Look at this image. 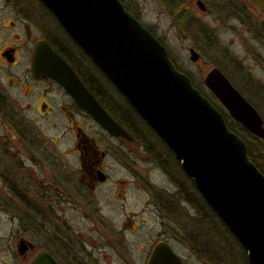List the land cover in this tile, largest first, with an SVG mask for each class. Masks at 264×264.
Instances as JSON below:
<instances>
[{"label":"flooded vegetation","instance_id":"flooded-vegetation-1","mask_svg":"<svg viewBox=\"0 0 264 264\" xmlns=\"http://www.w3.org/2000/svg\"><path fill=\"white\" fill-rule=\"evenodd\" d=\"M45 12L70 48L61 46L58 51L50 40L62 44L52 36L32 43L30 33L25 36L28 39L13 37V45L0 47V202L27 203L37 215H44L47 225L57 226L62 249L58 254L44 251L60 264H150L161 245L174 251L184 264H210L205 259L209 256L206 233L189 225L192 181L175 155L166 147L171 171L165 169V158L158 159L163 175L171 178L176 171L181 175L176 176L179 182L171 181L173 190L160 187L153 191L154 186L149 188L144 179H136L138 172L130 180L127 151L129 145L144 149L148 126L128 101L109 85L117 98L109 100V105L117 116L106 110L133 140L111 135L62 85L34 68L36 47L47 41L97 98V67L54 16ZM15 24L0 21V32ZM75 213L90 223L79 233L68 217ZM145 215L151 216L155 226L146 225ZM25 241L28 249L24 253L16 245L21 256L36 250Z\"/></svg>","mask_w":264,"mask_h":264},{"label":"water","instance_id":"water-1","mask_svg":"<svg viewBox=\"0 0 264 264\" xmlns=\"http://www.w3.org/2000/svg\"><path fill=\"white\" fill-rule=\"evenodd\" d=\"M39 1L180 161L205 202L247 252L248 264H264V174L224 115L177 68L166 45L120 0ZM197 6L208 11L202 0ZM190 52L191 60L198 62V52ZM34 68L62 85L111 135L133 140L47 41L36 47ZM204 84L235 121L264 141L261 114L219 68L205 75ZM27 249L21 241L19 251ZM30 264L60 263L42 250ZM150 264L184 263L161 245Z\"/></svg>","mask_w":264,"mask_h":264},{"label":"rangeland","instance_id":"rangeland-1","mask_svg":"<svg viewBox=\"0 0 264 264\" xmlns=\"http://www.w3.org/2000/svg\"><path fill=\"white\" fill-rule=\"evenodd\" d=\"M167 1L169 0L123 2L129 11L139 17L137 19L141 23L152 28L156 36L164 41L171 58L181 69L204 84L205 75L212 68H219L264 119V12L256 0H203L208 8L207 12L197 6V0H182L190 8L193 22L192 27L188 26L184 30L177 27ZM0 8L2 23L16 22L15 28L0 32V47L13 45V37L14 40L17 37L24 40L29 33L28 38L32 43L41 37L52 36L61 44H69L57 23L45 12L47 10L38 0H0ZM239 14L245 15L246 21H251L243 22L238 18ZM26 25L30 26V30L26 29ZM191 49L200 55L198 62L191 60ZM95 75L107 91L114 93V89L102 75L99 76L96 72ZM204 87L208 91L205 84ZM147 129L145 128L144 149L129 145L126 162L130 168V180L135 175L134 172H138V178H135L140 182L144 179L149 188L154 186L153 191L160 187L173 190L171 181L179 182L177 178L181 175L178 171L171 178L163 175L158 159L165 158V169L171 171L166 146ZM123 176L128 178L125 174ZM27 205L17 201L0 202V264H30L35 252L39 250L45 249L58 254L62 249L57 240V226L47 225L44 215H37ZM200 208L201 205L190 207L189 225L194 230L206 233L205 241L209 245L208 249L213 252L216 263L245 264L243 253L232 235L225 231L218 217L208 210L200 212ZM68 217L77 233L90 224L79 213L69 214ZM150 217L145 215L146 225L155 226ZM21 238L30 241L36 250L28 252L26 256L19 255L16 245L19 246ZM191 263L198 264L196 261Z\"/></svg>","mask_w":264,"mask_h":264},{"label":"trees","instance_id":"trees-1","mask_svg":"<svg viewBox=\"0 0 264 264\" xmlns=\"http://www.w3.org/2000/svg\"><path fill=\"white\" fill-rule=\"evenodd\" d=\"M167 2H168L169 7L171 6L170 7V13L173 16V19H175L177 21V24H178L177 27L178 28H181L182 30H184L188 26L192 27L193 22H192V16H191L190 11H189L190 8L189 7H186V5H184V3H183L182 0H169ZM256 2L258 3V5L260 6V8L264 12V0H256ZM134 16H136V18H139L135 14H134ZM238 18H241V20L243 22H250L251 21V20L246 21L245 15L243 16L242 14L241 15L239 14V17ZM148 29L156 36V34H155V32H154V30L152 28L148 27ZM157 38L164 43V41L161 38H159V37H157ZM50 42H52L51 44H53V46L58 51H61V46L66 47V48L67 47L70 48L69 45H67V44H65L63 42H62L63 44L62 45H59V46L56 44V42H53L52 40H50ZM174 63L176 64V66H177V68L179 70L185 72L183 69H181V67L177 64V62L175 60H174ZM98 73H99V70H98L97 74ZM185 73L186 74H189L190 78L194 82V85L215 105V107L219 111H221L225 115V117L227 119V122H228L229 128L233 132H235L237 135H239L246 142V144H247V146L249 148V156H250V159L252 160V162H254L256 164V166L258 167V169L264 174V142L261 139L253 136L249 131L246 130V128H244L242 125H240L239 123H237L236 121H234L229 116L228 112L219 103V101L216 99V97L211 92H209V91H207L205 89L203 83H201L200 81H197V79L193 75H191L190 73H187V72H185ZM100 75L101 74H99V76ZM96 82H97L96 85H97V98H98V100L102 103V105L109 112H111L115 116L117 113L112 110V106L109 105V100H114V99L116 100L117 98L114 97L111 94V92L107 91V89L102 85V83H101V81L99 79H96ZM117 102H119V101H117ZM120 104L121 103L119 102L118 103V106ZM194 196H196V198L199 201ZM191 204H192V206H194V208H196V207H198V206L201 205V208L199 210L200 212L205 213L206 210H208L210 213H212L213 215H215L213 213V211L211 210V208L206 204V202L204 201V199L201 197V195L198 193V191H197V189H196V187H195V185L193 183H192ZM220 223H221V221H220ZM221 225L224 228H226L222 223H221ZM236 243H237L239 249L241 250V252L243 253V256L245 258V264H247V261H246V252L244 251V249L241 247V245L237 241H236ZM208 248H209V245L206 247V250H205L207 252L210 251L209 252V256L208 257H205V259H208L210 264H217L216 261H215V259H214L213 252L211 250H209Z\"/></svg>","mask_w":264,"mask_h":264}]
</instances>
